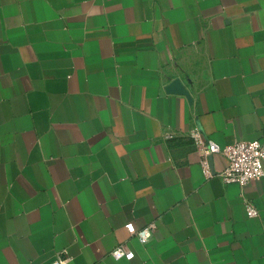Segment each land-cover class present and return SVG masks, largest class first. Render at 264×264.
<instances>
[{
  "label": "crops",
  "instance_id": "0c3cea01",
  "mask_svg": "<svg viewBox=\"0 0 264 264\" xmlns=\"http://www.w3.org/2000/svg\"><path fill=\"white\" fill-rule=\"evenodd\" d=\"M195 128L264 141V0H0V264H264Z\"/></svg>",
  "mask_w": 264,
  "mask_h": 264
},
{
  "label": "built area",
  "instance_id": "2783aa9c",
  "mask_svg": "<svg viewBox=\"0 0 264 264\" xmlns=\"http://www.w3.org/2000/svg\"><path fill=\"white\" fill-rule=\"evenodd\" d=\"M197 150L201 154L200 164L206 177L218 175L224 183H238L242 186L250 181L264 176V141L261 139H239L231 144L221 147L213 140L207 139L201 129H193L189 135ZM167 138L173 137L172 133L166 134ZM216 153H223L228 158V164L218 173L212 166V158ZM247 214L251 217L260 214L259 209L250 201L246 203ZM155 223L151 222L141 230H137L134 223L126 225L130 233L137 234L143 241L149 240L154 231ZM116 259H132L134 251L128 249L125 244H119L112 251ZM69 258L58 256L53 264H66Z\"/></svg>",
  "mask_w": 264,
  "mask_h": 264
}]
</instances>
